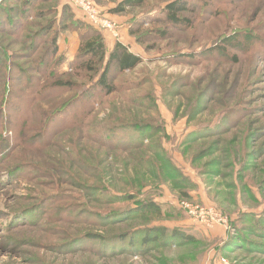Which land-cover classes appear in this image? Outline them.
I'll list each match as a JSON object with an SVG mask.
<instances>
[{
    "label": "rangeland",
    "instance_id": "obj_1",
    "mask_svg": "<svg viewBox=\"0 0 264 264\" xmlns=\"http://www.w3.org/2000/svg\"><path fill=\"white\" fill-rule=\"evenodd\" d=\"M121 1L94 0L117 25L102 28L107 46L123 42L143 61L125 72L112 67L111 93L99 87L103 67H70L85 28L59 27L61 1L37 0L29 23L14 11L24 27L0 31V48L15 53L0 55V75L9 72L14 92L26 94L7 97L0 119V264H264V0H184L189 9L176 24L149 18L166 17L173 0L111 12ZM70 5L68 13L84 17ZM55 17L49 68L65 60V74L49 82L73 84L35 100ZM141 200L165 214L132 211ZM159 224L196 240L157 239L147 229Z\"/></svg>",
    "mask_w": 264,
    "mask_h": 264
},
{
    "label": "trees",
    "instance_id": "obj_2",
    "mask_svg": "<svg viewBox=\"0 0 264 264\" xmlns=\"http://www.w3.org/2000/svg\"><path fill=\"white\" fill-rule=\"evenodd\" d=\"M4 1L5 0H3L0 3V31H5V30L7 31L8 30V32L13 33L16 30V27H14V26H16L17 24H19L22 28L24 27L22 22H20V21L18 22V20L14 17V14H13L14 11H16L20 14L22 21L29 23L30 18L32 16L33 4L37 0H27L25 3H22L23 1L16 2L17 4L21 3V5H19V6L14 5V7L10 6V4H9V6H7L9 0H6L5 2ZM17 1H19V0H17ZM55 1L59 4V2L61 0H55ZM145 2H146V0H122L117 7H114L111 10V12L122 13L123 11H125L129 7H141ZM68 6L72 7L70 4L69 5L65 4L62 7L65 9H64V14H61V17L59 18V20H60V23H59L60 26L59 27L63 30L69 29L71 27L72 28H78L81 30L85 28L84 31L82 32L83 33L82 37H81L82 41H81V46H80L79 52L76 55L74 61L70 65V67L71 68L72 67L77 68V69L78 68L86 69L87 71H91V72L95 71V68L97 66L101 67V68L103 67L104 73H102L100 76H98L99 77L98 78L99 87H101L104 92L105 91L108 93L113 92L115 87L110 82V74H109L112 67H116L118 69V71H120V72L121 71L122 72L130 71V70H133L135 67H137L139 64H141L143 61V58L139 54L134 53L130 49L129 45H127L123 42H120V41L115 42L114 48L110 50L109 47L107 46V39L105 37L106 31H104L100 27L94 26L93 24H91L89 22L87 23V21L85 20L86 19L85 16L82 18H79V17L74 18L73 12H71V14L68 13V11H70ZM188 7H189L188 3L184 2V0H173L166 5V13H167L166 17H164V18L149 17V18L151 21H159V22L163 19L164 20H170L176 24V23H179L182 21V12L188 11V9H189ZM54 10H55V13H58L57 12L58 9H54ZM77 11H79L81 13V11L79 9H77ZM62 13H63V11H62ZM43 15H44L43 12H41L39 14V16H43ZM65 15H67L71 19V20H68L70 22H67V23L64 22V16ZM82 19L85 20L86 22H82L83 21ZM59 20H58V18L56 19V17H55L51 22L50 27H56V33L52 37V44H51V49H50L51 58H49L47 60V57H46V58H44V60L40 61V63L43 65V71L41 72V75L37 79L39 82H37L35 84L36 89L34 90V92H32L33 96H31V98L35 99V100L46 99L50 95L56 96V95L63 93L65 89L72 88L73 83H71V82H64L62 80H55V81L49 82L54 77L62 76L65 74V72H63L61 69V67H62L61 65H63L65 60H62V62H60L59 65L57 63L55 67L49 68V66L51 64V60H52V58L56 57V53L58 50L57 49V41H58V36H59L58 35L59 27L57 26V22ZM52 24H53V26H52ZM44 31H46V33H47L46 29H44ZM85 31H86V33H85ZM130 34L135 36V35H138V32L132 28L130 30ZM136 39H137L138 43L144 42L140 39V37H137ZM226 41L229 44L231 42L230 38H227ZM225 45H227V47L229 46L228 44H225ZM223 50H225V48H223ZM0 55L3 59H5V58L13 59L15 57V53L12 52V54H10L9 52H7L3 48H0ZM8 59H7V61L9 62ZM76 59H77V62H75ZM7 68H8L7 70L9 71L11 66L8 65ZM18 69L21 70V68L16 66L15 70H18ZM50 69H51V71H49ZM97 74H99V73H97ZM26 77L29 80V77L28 76H26ZM0 80H1V89H0L1 90L0 119H1L2 115L4 113V109L7 106V103H6L7 99L6 98L7 97L10 98V95L13 94V98L15 97V99H19V100L23 101L26 94H24L25 89H20V90H17L16 92H14V90H13L14 88L12 87L13 83L11 85L13 78L10 77L9 72H7V74L4 75V71H1ZM43 81H44V84L46 83L45 85L43 84ZM47 82H49V83H47ZM28 97L29 96L27 95L26 100ZM27 102H28V100L26 101V103ZM67 102L68 101H66L64 103H60L58 106L66 107ZM32 115H34V117H35L36 111H34ZM135 127L137 129L141 130V132L143 134L145 133V128H140L138 126H135ZM25 128H27V129H23L25 132H28L29 130L33 131L36 134V137H40V138H44V136L46 135L45 133L47 132V130H45V129L42 130L37 125H33V126L26 125ZM150 132H152V130ZM104 134H107L105 137H106V139H109V140H111V138L116 135L114 130L107 131ZM199 136H200V134H199ZM101 139H103V136ZM104 141L106 142L105 139H104ZM144 141H145L144 138H142L141 140H139L138 145L145 144ZM127 142H130V141L128 140ZM108 144H110L111 146L116 145V144L111 143V142H108ZM0 151H2V153L0 155V160H2L3 157L7 153V150L3 151V149L0 148ZM164 163L167 164V161L164 160ZM172 170L176 173V171L173 168L171 169V171ZM178 175L180 177H182L180 175V173H178ZM182 178L186 179L184 176ZM183 179H181V180H183ZM184 195L187 196V192ZM133 196H134L133 194H129L128 200L134 199ZM131 210H132V208L129 210H125V211L130 212ZM132 211H141L143 213H148V212L154 213L158 217H161L165 214V210H164L163 206L159 203H156L153 200H141V201H139L138 206L135 209H133ZM124 213H125L124 211L119 212V214H124ZM148 230L150 232H154V233L158 234L159 236L157 239H160L164 236H169L167 239L176 242V244L177 243L180 244L181 242H189L190 240L191 241L196 240V237L191 236L189 234H186L183 230L171 229V227L165 226L164 224H159L156 226H150L147 229V231ZM90 236L91 237H100L97 235H90ZM148 240H150V238L146 236L144 238V241L147 242Z\"/></svg>",
    "mask_w": 264,
    "mask_h": 264
},
{
    "label": "built area",
    "instance_id": "obj_3",
    "mask_svg": "<svg viewBox=\"0 0 264 264\" xmlns=\"http://www.w3.org/2000/svg\"><path fill=\"white\" fill-rule=\"evenodd\" d=\"M3 0H0V3ZM73 1L74 4L78 6V8L82 11L84 14L86 20L93 24L94 26L107 29L110 31L115 32L117 29L116 23H113L107 19L103 20L100 17V11L97 9V7L94 4V0H70Z\"/></svg>",
    "mask_w": 264,
    "mask_h": 264
},
{
    "label": "crops",
    "instance_id": "obj_4",
    "mask_svg": "<svg viewBox=\"0 0 264 264\" xmlns=\"http://www.w3.org/2000/svg\"><path fill=\"white\" fill-rule=\"evenodd\" d=\"M61 2L63 3V4H72V2L70 1V0H61ZM80 18V17H79ZM135 52V51H134Z\"/></svg>",
    "mask_w": 264,
    "mask_h": 264
}]
</instances>
